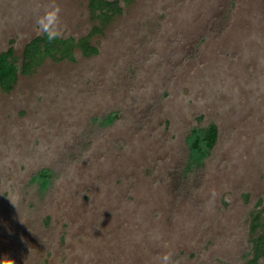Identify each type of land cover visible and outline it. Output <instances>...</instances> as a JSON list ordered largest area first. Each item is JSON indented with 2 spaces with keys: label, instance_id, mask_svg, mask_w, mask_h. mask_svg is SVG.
<instances>
[{
  "label": "rangeland",
  "instance_id": "1",
  "mask_svg": "<svg viewBox=\"0 0 264 264\" xmlns=\"http://www.w3.org/2000/svg\"><path fill=\"white\" fill-rule=\"evenodd\" d=\"M54 4L60 38L100 26L87 0H0V54L20 65ZM121 7L97 55L46 58L0 92V261L244 264L264 209V0ZM210 122L212 154L185 175L186 138Z\"/></svg>",
  "mask_w": 264,
  "mask_h": 264
},
{
  "label": "trees",
  "instance_id": "2",
  "mask_svg": "<svg viewBox=\"0 0 264 264\" xmlns=\"http://www.w3.org/2000/svg\"><path fill=\"white\" fill-rule=\"evenodd\" d=\"M88 9L92 16L99 19L100 26L93 24L88 35L75 39L73 37L57 38L49 41L45 36L40 35L30 40L23 49L22 62L16 64L14 50L10 47L0 54V92L9 93L15 86L18 76L30 75L46 58L52 60H68L74 62V49H79L85 57L95 56L98 49L91 45L90 38L101 33L102 28L111 19L122 13L121 3L128 5L132 0H87ZM111 118H105L107 122ZM202 116L197 118L201 121ZM218 139V127L214 122H210L205 128H193L187 138L188 155L183 161V172L185 175L191 174L202 168L205 161L211 156ZM50 173L42 171L35 178L40 181V190L45 192L49 185ZM248 195H245V199ZM258 200L257 206H260ZM249 251L244 264H264V209L250 213Z\"/></svg>",
  "mask_w": 264,
  "mask_h": 264
},
{
  "label": "clouds",
  "instance_id": "3",
  "mask_svg": "<svg viewBox=\"0 0 264 264\" xmlns=\"http://www.w3.org/2000/svg\"><path fill=\"white\" fill-rule=\"evenodd\" d=\"M61 12L59 5L49 6L36 20L38 34L45 36L49 41L60 38L64 30ZM13 203L15 204L14 201ZM0 264H15V260L5 257ZM159 264H171V256L163 255L159 258Z\"/></svg>",
  "mask_w": 264,
  "mask_h": 264
}]
</instances>
